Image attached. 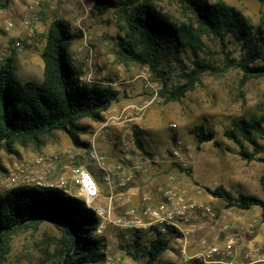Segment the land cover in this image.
<instances>
[{
	"label": "rangeland",
	"instance_id": "374dc122",
	"mask_svg": "<svg viewBox=\"0 0 264 264\" xmlns=\"http://www.w3.org/2000/svg\"><path fill=\"white\" fill-rule=\"evenodd\" d=\"M28 1L0 0V65L9 57L19 80L40 81L43 68L40 52L48 26L56 18L70 20L73 30L82 31V38L73 41L70 48L71 61L82 70V79L89 83H108L118 92V100L104 112L102 122L82 120L90 126L82 137L87 140L100 128L98 148L107 158L112 152L115 159L118 152L114 145L120 136L126 134L134 141V133H137L143 150L148 152V157L154 158L143 172L135 174V179L142 180L139 185L144 189L153 188L172 179L178 186L186 188L191 199L207 204L215 212L213 218L192 216V231L184 251L178 238L173 237L154 264H200L195 255L202 240L222 246L232 238L236 239V244L232 255L226 257V264H246L243 256L251 250L264 257V208H227L222 200L203 189V186L214 188L222 185L235 196L239 193L253 194L264 201V151L247 161L238 155L239 145L224 135V130L231 129L234 121H250L264 116V77L242 82V74L235 68L221 76L203 73L197 86L180 100L165 101L159 95L161 83L156 76L146 66L129 61L118 53L119 37L123 38L124 32L117 27L112 9L103 13L93 9L86 13L87 7L93 8L94 0H49L37 10L39 19L32 22L31 32L23 31V40L16 45L15 32L7 30L6 24L8 21L21 24L28 15ZM223 1L239 10L254 25L264 21V0ZM154 4L171 19L186 20L179 5L172 0H154ZM201 42L200 59L221 65L218 40L204 35ZM227 48L236 58L244 52L240 41L232 35L228 38ZM192 58L194 56L189 51L180 52L177 62L165 59L162 67L173 81L180 66L185 69L191 67ZM199 125L204 131H213L214 139L198 142L196 127ZM261 128V133L253 132L251 136L264 145V122H261ZM173 138L181 139L191 150L187 167L179 168L164 158ZM239 138L244 150L254 151L251 143L241 136ZM43 142L40 148L32 144H16L14 152L0 150V194L10 189L8 182L13 175L18 177V184L14 187L28 185L39 188L32 180L40 175L44 177L42 181L53 182L56 179L62 170L59 164L43 173L33 160L45 152L74 147L60 131L45 134ZM134 149L141 152L135 144ZM91 165L98 175L96 179L101 190L97 203L104 204L108 190L104 173ZM69 190L70 196L80 198L76 186L70 185ZM116 211L115 208V214ZM61 234L51 220L19 229L10 235L0 264H55L62 248ZM97 235L103 239V257L90 264H105L107 258L115 264H146V250L153 239L151 235L127 234L113 225H106ZM134 241H137L136 245Z\"/></svg>",
	"mask_w": 264,
	"mask_h": 264
},
{
	"label": "trees",
	"instance_id": "16d2710c",
	"mask_svg": "<svg viewBox=\"0 0 264 264\" xmlns=\"http://www.w3.org/2000/svg\"><path fill=\"white\" fill-rule=\"evenodd\" d=\"M172 1L185 14L184 22L171 19L156 8L154 0H94L91 12L113 10L117 27L124 32V37H119L118 53L146 66L156 76L161 83L159 95L165 101L180 100L197 86L203 73L221 76L235 68L241 72L242 82L264 77V21L258 25L250 23L223 0ZM204 35L218 40L221 65L200 59ZM231 35L240 41L244 50L239 58L232 56L227 48ZM80 38L82 31L73 30L70 20L56 18L50 22L40 52L43 63L40 81L19 80L9 57L0 65V150L14 152L16 144L40 148L44 144L43 136L52 131L63 132L74 148L88 145L82 136L90 126L82 120L102 122L104 112L118 100V92L108 83L102 85L82 79V70L70 58L71 45ZM186 51L194 56L191 67L180 66L171 81L162 67L163 61L177 62L178 54ZM261 122L264 116L234 121L231 129L224 130V135L239 145L237 153L242 159L253 160L258 152L264 151V145L251 136L253 132H262ZM196 136L198 142L214 139L213 131H204L202 125L196 127ZM239 136L254 146L253 152L243 149ZM134 144L142 154L149 155L143 150L137 133H134ZM203 189L222 200L227 208H264V201L253 194L235 196L222 185L203 186ZM46 220L53 221L62 233V248L55 264H90L103 257V239L96 234L99 218L81 199L65 195L57 188L20 185L0 194V260L13 232ZM168 245V239L159 236L151 239L146 264H154Z\"/></svg>",
	"mask_w": 264,
	"mask_h": 264
},
{
	"label": "built area",
	"instance_id": "2783aa9c",
	"mask_svg": "<svg viewBox=\"0 0 264 264\" xmlns=\"http://www.w3.org/2000/svg\"><path fill=\"white\" fill-rule=\"evenodd\" d=\"M48 1L29 0L26 4L28 15L21 20V24L7 22L6 29L15 32L17 37L16 45L23 40V31L31 32L32 22L39 19L37 10ZM89 10L91 11V8L87 7L85 12ZM99 130L100 128L87 139L88 145L85 147L45 152L37 156L33 163L41 172L45 173L58 164L62 170L53 182L42 181L44 177L41 175L32 181L40 187L57 188L65 195H70V185L76 186L79 199L99 218L96 234H101L106 225H113L127 234H147L153 238L159 236L168 240L173 237L178 238L184 251L192 231L190 226L192 216L213 218L215 212L207 204L191 199L186 188L178 186L172 179L153 188H139L136 193L138 201L123 207L122 201L126 202L128 197L134 194L131 189L135 174L143 172L146 165L154 161V158L139 153L134 149V141L126 134H122L114 145L118 152L117 164L114 168L109 167L106 155L97 145L101 137ZM190 151L189 146L181 139L175 138L164 154V158L184 168L187 167V162L192 155ZM84 162L93 164L101 173H104L103 178L108 188L104 204L97 203L101 197L97 174ZM17 179V175L10 177L8 182L10 189L18 184ZM235 244V238L227 240L222 246L202 240L201 248L195 257L200 264H226L225 259L232 255ZM243 257L246 264H264V257L259 256L254 250L246 252ZM105 264H115V262L107 258Z\"/></svg>",
	"mask_w": 264,
	"mask_h": 264
},
{
	"label": "crops",
	"instance_id": "0c3cea01",
	"mask_svg": "<svg viewBox=\"0 0 264 264\" xmlns=\"http://www.w3.org/2000/svg\"><path fill=\"white\" fill-rule=\"evenodd\" d=\"M110 157L109 158H107V163L109 164V167H111V168H114L115 167V165L117 164V158H112V156H113V153L111 152L110 153ZM85 165H87L90 169H92L93 170V172H95L94 171V169H93V166L91 165V164H89V163H85ZM96 177H98V175H96ZM141 179H138V177H137V179H134V181H133V183H132V189H131V191L134 193V194H132L130 197H128V199H127V201L126 202H123L124 204L122 205L123 207H126V206H129V205H133V204H135L138 200H137V197H136V193L138 192V189L139 188H142L140 185H139V183H141Z\"/></svg>",
	"mask_w": 264,
	"mask_h": 264
}]
</instances>
